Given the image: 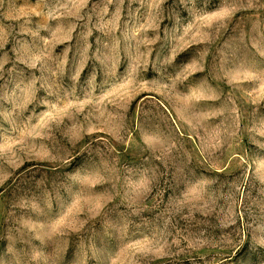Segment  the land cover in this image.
I'll list each match as a JSON object with an SVG mask.
<instances>
[{"label": "rangeland", "instance_id": "obj_1", "mask_svg": "<svg viewBox=\"0 0 264 264\" xmlns=\"http://www.w3.org/2000/svg\"><path fill=\"white\" fill-rule=\"evenodd\" d=\"M0 264H264V0H0Z\"/></svg>", "mask_w": 264, "mask_h": 264}]
</instances>
